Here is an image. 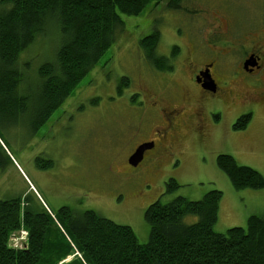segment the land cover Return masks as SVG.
Here are the masks:
<instances>
[{"label":"rangeland","instance_id":"374dc122","mask_svg":"<svg viewBox=\"0 0 264 264\" xmlns=\"http://www.w3.org/2000/svg\"><path fill=\"white\" fill-rule=\"evenodd\" d=\"M169 3L195 10L192 26L200 40L213 31V15L225 16L224 6L241 18L250 9L260 8V15L264 13L263 0H152L140 15H122L124 33L60 109L42 127L34 129L38 69L55 62L60 42L55 33L43 36L21 55L18 70L25 98L21 110L0 116V145L10 158L0 169V201L29 197L46 205L54 215L60 208L76 213L94 211L116 225L131 228L140 244H146L149 238L144 212L158 200L167 204L181 197L195 202L210 191L221 192L213 227L220 234L231 228L245 229L246 215L264 214V189L235 191L216 167L217 156L229 155L237 165L264 177L263 106L260 110L246 109L252 113L251 121L244 131L232 136L228 145L218 144L208 150L192 148L184 136L185 141L179 139L173 144V158L164 156L158 164L152 162L154 166L147 161L136 169L127 167L128 144L141 140V134L134 135L138 131L134 112L146 108L143 97L132 94H146L156 80L150 75L151 63L142 50V39L159 32L164 54H175L176 48L178 53L181 44L189 46L181 36L184 13L168 11ZM228 119L224 125L230 126L233 119ZM169 180L179 187L166 194ZM196 221L194 217L184 220L186 224ZM13 235L10 246L23 247L26 232L20 230Z\"/></svg>","mask_w":264,"mask_h":264},{"label":"trees","instance_id":"16d2710c","mask_svg":"<svg viewBox=\"0 0 264 264\" xmlns=\"http://www.w3.org/2000/svg\"><path fill=\"white\" fill-rule=\"evenodd\" d=\"M151 1L0 0V116L21 110V55L43 36L55 33L60 42L55 62L38 69L34 129L60 109L124 33L121 16H138ZM154 39L140 43L145 53L154 47ZM156 65L164 69L162 63ZM248 120H239L236 129H243ZM8 162L0 145V169ZM216 167L235 191L264 189V177L237 165L229 155L217 156ZM178 187L169 180L165 193ZM221 199L222 193L213 190L195 202L181 197L167 204L153 202L144 212L146 244L138 242L131 228L94 211L60 208L54 215L29 197L1 200L0 264H264V216H249L245 229L216 233ZM188 217L197 221L186 224ZM20 230L26 232V242L15 249L10 238Z\"/></svg>","mask_w":264,"mask_h":264},{"label":"flooded vegetation","instance_id":"af4514ba","mask_svg":"<svg viewBox=\"0 0 264 264\" xmlns=\"http://www.w3.org/2000/svg\"><path fill=\"white\" fill-rule=\"evenodd\" d=\"M223 9L225 16L213 15V31L200 40L192 26L195 10L182 4L172 6L168 11L184 13L181 36L189 44H181L178 53L177 48L175 54L162 53L159 32L147 36L155 37L154 47L149 54L142 50L151 63L150 75L156 80L146 94H132L142 96L146 108L134 112L138 124L134 135L141 134V140L128 144L125 162L130 169L147 161L154 166L164 156L173 158L172 146L179 139L185 141L184 136L192 148L208 150L214 145H228L232 136L250 123L252 113L246 109L264 107V13L260 15V8L250 9L241 18L227 6ZM156 61L164 65L163 70L158 69ZM228 117L233 119L230 126L224 125L230 121ZM244 117H249L247 124L236 129ZM235 144L240 150L237 140ZM142 145L148 147L142 161L130 167L128 159Z\"/></svg>","mask_w":264,"mask_h":264},{"label":"water","instance_id":"95a60500","mask_svg":"<svg viewBox=\"0 0 264 264\" xmlns=\"http://www.w3.org/2000/svg\"><path fill=\"white\" fill-rule=\"evenodd\" d=\"M145 149H148V147L142 145L138 147L137 150L130 156V158L128 159V165L130 167L135 168L142 161Z\"/></svg>","mask_w":264,"mask_h":264},{"label":"crops","instance_id":"0c3cea01","mask_svg":"<svg viewBox=\"0 0 264 264\" xmlns=\"http://www.w3.org/2000/svg\"><path fill=\"white\" fill-rule=\"evenodd\" d=\"M260 216H264V214H261ZM249 216L248 215H246L245 217H244V219H243V222L248 218ZM241 227V226H240Z\"/></svg>","mask_w":264,"mask_h":264},{"label":"built area","instance_id":"2783aa9c","mask_svg":"<svg viewBox=\"0 0 264 264\" xmlns=\"http://www.w3.org/2000/svg\"><path fill=\"white\" fill-rule=\"evenodd\" d=\"M12 247L15 248V249H19V248H21V246H19L18 248L14 247V246H12Z\"/></svg>","mask_w":264,"mask_h":264}]
</instances>
